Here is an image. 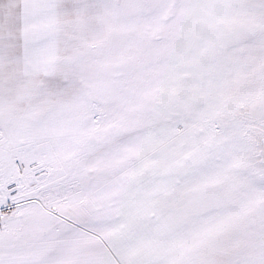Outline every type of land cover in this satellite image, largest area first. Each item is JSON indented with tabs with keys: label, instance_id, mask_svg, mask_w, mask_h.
Masks as SVG:
<instances>
[{
	"label": "snow or ice",
	"instance_id": "obj_1",
	"mask_svg": "<svg viewBox=\"0 0 264 264\" xmlns=\"http://www.w3.org/2000/svg\"><path fill=\"white\" fill-rule=\"evenodd\" d=\"M0 264H264V0H0Z\"/></svg>",
	"mask_w": 264,
	"mask_h": 264
}]
</instances>
